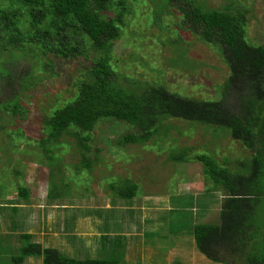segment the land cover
I'll return each instance as SVG.
<instances>
[{
  "label": "trees",
  "instance_id": "16d2710c",
  "mask_svg": "<svg viewBox=\"0 0 264 264\" xmlns=\"http://www.w3.org/2000/svg\"><path fill=\"white\" fill-rule=\"evenodd\" d=\"M128 4V0H0V97L4 85L21 87L9 100L0 99L2 132L14 145L27 140V145L39 146L54 172L64 166L56 151H66V141L61 140L65 135L76 138L80 149L77 171L78 167L92 170L98 158L87 155L89 141L104 120L131 126V131L116 138L124 150L146 145L164 129V121L174 118L229 132L251 153L248 162L236 161L232 166L229 158L219 160L207 152L192 157L190 147L169 159L201 162L211 186L206 191L225 192L218 221L193 228L198 250L217 263L264 264V42L255 44L247 38L248 10L208 8L197 0L154 2L152 18L157 23L170 10L180 16L173 40L168 39L180 50L178 57L168 59L172 70L190 67L185 66L181 43L191 35L213 46L228 64L229 78L215 98L173 90L163 77L167 68L156 70L147 62L145 70L153 69L156 75L134 76L120 70L125 59L117 56L116 48L120 41L129 45L128 38L122 40ZM22 57L37 66L32 63L18 83L15 69L6 64ZM52 78L73 84V96L63 98L59 93L51 108L38 106L32 113L23 92ZM110 187L115 189V184ZM130 188L120 197L135 196L138 185ZM52 194L50 189L48 196ZM18 196L29 203V187L19 189ZM20 240L19 254L12 257L16 264L29 257L42 258V264H120L119 258L66 256L56 247L34 242L29 233H22Z\"/></svg>",
  "mask_w": 264,
  "mask_h": 264
},
{
  "label": "rangeland",
  "instance_id": "374dc122",
  "mask_svg": "<svg viewBox=\"0 0 264 264\" xmlns=\"http://www.w3.org/2000/svg\"><path fill=\"white\" fill-rule=\"evenodd\" d=\"M153 1L157 0H128L130 12L125 18L126 25L123 28L122 40L128 38L130 41L129 45L120 41L116 48L117 56L125 59V62L119 63L120 70L134 76L156 75L153 69L145 70L143 64L147 62L156 70L167 68L163 77L173 90L199 97L218 98L221 94V86L225 84L230 74L226 61L213 46L204 43L198 36L191 35L189 39L181 43L182 48L186 50V58H183L186 61L185 66L190 67H186L185 70H180V67L178 71L172 70V64L168 59L178 57L180 50L169 42L175 36L173 30L178 27L175 22L180 19V16L177 11L170 10L165 12L157 23L152 18L155 5ZM197 1L208 8L221 10L227 7L232 9L246 7L245 9L248 10L247 38L255 44L264 42V0ZM160 24L162 26L168 24V27L161 28ZM169 38L171 41L168 40ZM133 55L137 58L133 59ZM32 63L28 57H22L12 59V62L6 65L15 69L16 81L19 83V80L26 76L24 73L32 68ZM33 64L37 66V63ZM60 78L42 81L33 85L29 91L23 92L22 99L31 107L32 113L37 111L38 106L43 109L51 108L56 103L55 96L59 93L63 98L73 96L75 92L73 84L64 82ZM4 87L6 90L2 93L1 100H9L21 90L17 84L10 88L6 85ZM163 127L164 129L162 128L160 133L146 145H133L124 150L117 146L116 138L131 131V126L114 119L98 123L89 141L91 150L87 152L89 157L98 158L92 170L78 167L79 171H77L75 167L81 166L82 155L76 146V138L65 135L61 140L66 141V151H56L63 157L60 163H64V166L55 167V172L49 159L42 156L43 151L39 146L27 145V140L14 145L8 141L0 127V200L9 199V202L15 200L24 204L26 201L18 196L19 189L27 186L30 189L29 203H26L24 208L21 206V209H15V212H12L6 207H0L2 210L0 224L2 220L5 222L6 216L9 225L6 233L11 235L9 236L11 239L17 237L16 234L23 233L25 231L23 228L28 226L31 228L30 233H35L32 235L33 241L43 243L45 246L66 242V236L71 235L73 251L70 253L65 251L64 254L78 259L119 258L120 264H160L170 258L171 264H204L206 260L210 264H217L199 251L195 243H192L195 250L194 256L187 257L184 250L190 246L195 224L218 221V212L216 216L212 213L211 219L202 217L204 213L193 218L185 208L190 205H186V201L193 195L177 197L174 194L194 193L199 198H203L202 204L198 207L195 203V209L199 208L200 211L203 208L207 210L213 207L218 208L219 206L214 205L223 203L225 192L206 191L211 186L204 176V167L201 162L177 163L171 161L169 156L172 153H182L179 151L181 148L190 147L189 153L192 157L198 152H207L219 160L227 157L232 161L231 165L235 166L236 161L248 159L246 161L248 162L251 153L229 132L206 128L195 121L174 118L164 121ZM23 138L26 139V136ZM239 168L242 169L243 166ZM52 173H54L53 178H51ZM112 183L115 184V189L110 187ZM133 183L138 185L135 196L121 198L120 194L130 191ZM50 189L53 193L51 198L48 196ZM148 195L151 196L152 201H172L170 204H175L171 207L173 211L164 210V218L154 210L149 218H142L141 221L136 215L134 226L128 218L123 228L116 227L121 223H117L114 228V225L107 227L113 238L107 234V240L101 238L95 242L94 238L97 237L98 232H104L105 229L101 218L102 212H100L102 209L109 208L108 212H111L117 208L119 210L135 209L134 206L140 208L145 196ZM206 203L207 206L203 207ZM55 205L57 208H54ZM164 205L170 206L168 202ZM6 209L11 213L5 214ZM56 209L60 218L59 225L65 226L68 233L59 235L60 239L55 237L56 234H50L51 226L56 225L55 221H52L55 218L51 219L50 212ZM113 216L117 219L115 215ZM139 227L141 231L139 234L135 233L131 243L136 251L131 247L128 250L124 245L125 239L124 243L119 240L121 236L117 240V234L127 235V232L133 233L135 228ZM144 239L147 242L151 241L147 248H144L141 243ZM18 241L21 240L18 239L12 243V248L7 252L9 254L6 261L12 262L11 258L19 254ZM48 241L53 243L46 245ZM2 250L0 245V253ZM34 262L39 264L40 261ZM0 264H3L2 261ZM21 264H31L30 257Z\"/></svg>",
  "mask_w": 264,
  "mask_h": 264
},
{
  "label": "crops",
  "instance_id": "0c3cea01",
  "mask_svg": "<svg viewBox=\"0 0 264 264\" xmlns=\"http://www.w3.org/2000/svg\"><path fill=\"white\" fill-rule=\"evenodd\" d=\"M178 194H180L179 196H178ZM178 194H174L175 196H177V197H183V196H185V195H189V194H191V195H193L192 197H190L189 198V200L188 201H186V205H189V206H185V208L187 209V211L189 212V213H191L192 214V217L194 218L195 216H200L202 213H204L203 215H202V217L203 216H206V218H209V219H211V214L212 213H215L214 215L216 216V213L218 212V215H219V213H220V210H221V207H222V204H220V205H218V204H216V205H214V206H219L218 208H215V207H213V208H211V209H209L208 208V210L207 209H205V208H203V209H200V211H199V208L198 209H195V203H196V206L198 207L200 204H202V202H201V200L203 199V198H199L198 197V195H196V194H194V193H178ZM146 198L144 199V201H143V203H141V205H140V208L138 207V208H136L135 206H134V208L135 209H132V208H125V209H116L115 211H111V212H108V209H102L100 212H102V215H101V218L103 219V221H102V223L103 224H105V229H104V232H98V235H97V237H95L94 238V240H95V242L97 241H99L101 238H103V239H105V240H107V237H106V235L107 234H109L110 235V233H109V229L107 228V227H110V226H112V225H114L113 226V228L115 227V225L118 223H121V224H119V225H117L116 227H120V228H123V224L124 223H126V219H128L129 218V221H132V223H131V225L132 226H134V224H135V217H136V215H138V219H139V221H141V219L143 218V219H146V218H149L150 217V214L152 213V212H154V210H156V212H159V213H157L158 215H160V216H162V217H164L165 218V213H164V210H170L171 209V207H172V205L174 204H170V202H172V201H166V202H168L169 203V205L170 206H168V207H166L164 204L166 203V202H162V201H152V199H150V197L151 196H145ZM155 197V196H154ZM198 197V198H197ZM10 200L9 199H7V200H5V201H2V200H0V203H2L1 205H0V207H6L7 209H9L10 211H12V212H15V209H21V206H23V208L25 207V204L27 203V202H25L24 204H21V203H19V201L18 202H15V200L13 201V202H9ZM7 203V204H6ZM175 205V204H174ZM174 205H173V207H174ZM57 205H55L54 206V208H57L56 207ZM121 206H123V204L121 205ZM162 206H164V208H162ZM205 206H207V203L203 206V207H205ZM59 207V206H58ZM6 209V211H5V214H7V212L10 214L11 212L9 211V210H7ZM111 209H112V207H111ZM181 209H183V208H181ZM159 210V211H158ZM204 210H207V211H204ZM17 211V210H16ZM170 211H173V209H171ZM2 212V210H1V208H0V213ZM51 214H50V216H51V219H52V217L53 218H55V219H52V221H55V223L54 224H56V225H53V226H51V228H50V230H51V232H50V234L51 235H53V234H56L57 236H55V237H58L59 235H61V234H66L67 233V231L65 230V226H63V227H61L60 225H59V220H60V218H59V214H58V211H57V209L56 210H52L51 212H50ZM113 215H115L116 217H117V219L113 216ZM208 215V216H207ZM210 215V216H209ZM179 218V217H178ZM215 218V217H214ZM219 218V217H218ZM1 220V219H0ZM139 221H136L137 223L139 222ZM217 221V220H216ZM215 221V222H216ZM205 222H207V221H205ZM21 224V223H20ZM136 225V224H135ZM9 225H8V218L5 216V222L2 220V222H1V224H0V245L2 246V251H1V253H0V256H2V257H0V261H2V263L3 264H15L14 263V261H13V259H12V262H9V261H6V257L8 256L7 254H9V253H7L8 251H10V248H12V243L13 242H15L16 240H18V239H20V237H21V235H22V232H20V235H18V234H16L17 235V237L15 236V237H13L12 239H11V237H9V236H11L9 233H6L7 232V227H8ZM100 227H101V225H100ZM194 228V227H193ZM31 228H28V226L27 227H24L23 228V230H25V231H23V233H29V234H32V235H35V233H30V230ZM136 230H135V232H133L132 233V231L131 232H127V235H120V234H117L116 235V237H117V240H118V237L119 236H121L120 238H119V240H121L123 243H124V239H125V242L126 243H124V245H125V247L129 250V247H131L132 249H134V251H136V248H135V246H133V244H131L132 243V241H133V239L135 238V233H137V234H139L140 233V231H141V229H140V227L139 228H135ZM128 230H129V228H128ZM82 232V231H81ZM43 233H45V232H43ZM68 234V233H67ZM4 235V236H3ZM91 235H93L92 234V232H91ZM111 236V238H113V236L112 235H110ZM125 236H126V238H125ZM60 237V236H59ZM58 237V238H59ZM70 237H71V235H67L66 236V242H62V243H59V244H53V246L52 247H56V248H58L63 254H64V252L66 251V252H68V253H70V252H72L73 251V249H72V247H73V244L70 242ZM41 238H43V237H41ZM33 239V238H32ZM60 239V238H59ZM82 240H83V238H82ZM112 241V240H111ZM19 243V245L18 246H21V241H18ZM110 242V241H109ZM50 243H53L52 241H48L47 243H46V245H49ZM141 243H142V245H143V247L144 248H147V246L149 245V244H151V241H149V242H147L146 241V239H144L143 241H141ZM192 243H195L196 244V242H195V237H194V234H193V237H192V241H190V246H189V248L188 249H185L184 250V253L186 254V256L187 257H192V256H194V254H195V250H194V248H193V246H192ZM43 244V243H42ZM145 245V246H144ZM51 246V245H50ZM72 246V247H71ZM138 246H139V244H138ZM197 247V246H196ZM16 248H18V247H16ZM19 249V248H18ZM4 253V254H3ZM65 255V254H64ZM2 258H4V260H1ZM34 257H30V262H31V264H35L36 262H34V261H40L39 262V264H42V258H40V259H38V258H34ZM33 259V260H32ZM202 261H203V258L201 259ZM181 263H183V262H181ZM38 264V263H37ZM153 264V263H152ZM159 264V263H158ZM160 264H171V259L170 258H168L166 261H164V262H162V263H160ZM204 264H210L209 263V261H204ZM217 264H223V263H217Z\"/></svg>",
  "mask_w": 264,
  "mask_h": 264
}]
</instances>
